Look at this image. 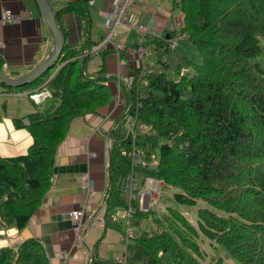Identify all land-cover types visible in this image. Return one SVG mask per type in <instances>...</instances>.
Wrapping results in <instances>:
<instances>
[{"label": "trees", "instance_id": "obj_1", "mask_svg": "<svg viewBox=\"0 0 264 264\" xmlns=\"http://www.w3.org/2000/svg\"><path fill=\"white\" fill-rule=\"evenodd\" d=\"M89 1L57 9L65 43L52 69L24 87L0 83V92L45 83L51 93L26 120L13 118L14 127L26 129L32 143L25 154L0 156V230L21 231L42 204L71 121L101 114L114 102L118 79L105 60L112 46L83 55L95 44L89 37ZM171 9L202 61L171 55L174 31L144 36L141 45H151L159 58L131 70L128 65V81H119V113L108 137L104 228L123 233L125 218L117 210L128 207L133 229L149 217L155 224L154 230L134 229L124 252L126 264H203V237L242 264H264V70L251 62L261 52L264 0H171ZM65 13L83 20L78 47L66 41ZM92 56L102 61L88 72ZM123 57L125 50L119 59ZM131 122L134 138L125 127ZM131 176L133 197H128ZM147 178L178 188L173 198L180 204L202 201L211 208H198L194 223L175 207L154 216L153 208L139 205ZM109 263L117 264L89 253L87 264ZM0 264H50V259L43 243L32 237L17 247H0Z\"/></svg>", "mask_w": 264, "mask_h": 264}, {"label": "crops", "instance_id": "obj_2", "mask_svg": "<svg viewBox=\"0 0 264 264\" xmlns=\"http://www.w3.org/2000/svg\"><path fill=\"white\" fill-rule=\"evenodd\" d=\"M49 1L56 12L61 6L78 0ZM168 1L170 4L164 0H133L130 11L135 14V25L149 26L148 34L155 36L175 29L177 13L171 9V0ZM89 2H91L89 37L97 43L104 33L101 24L111 14V18H114V4H122L124 0ZM4 11L17 14L20 20L10 24L0 22V65L2 70L6 71L5 74L18 76L27 73L48 55L52 48V36L45 20L39 14L35 0H0V17ZM61 19L68 29L67 43L80 46L84 39L83 20L73 13H65ZM118 28L120 33L116 34ZM98 30L102 32L100 37ZM113 37L115 41L124 43L127 57V61L123 62V58L117 59L113 50L105 54L110 71L119 76L114 102L101 114L88 113L71 121L66 138L57 148L51 187L42 204L21 231L16 228L0 230V247H17L26 238H38L46 249L50 264H87L91 252L100 259L113 258L125 252L126 245L120 238L122 233L110 228L105 230L103 225V198L108 180V155L105 145L110 130L114 128L113 118L119 113L116 111L120 101L119 81H128L125 73L130 66L142 65V59L137 54V46L143 40V35L134 27L122 23L117 26ZM144 63L147 64L145 61ZM31 90L33 89L26 88L0 92L2 157L25 154L32 143L30 133L24 128H15L13 124V118L26 120L27 115L39 110L43 103L36 104L29 98L28 93ZM84 173L89 174L94 188V193L88 196L81 187L80 178ZM146 182L144 189L147 186ZM85 199L87 204L84 220L89 227L80 230L83 239L79 240L69 212L78 209ZM117 214L122 216V210ZM97 220H101L102 223H98ZM109 231L118 234L117 239L122 245L121 248L120 244L112 247L108 242H104L103 245Z\"/></svg>", "mask_w": 264, "mask_h": 264}, {"label": "built area", "instance_id": "obj_3", "mask_svg": "<svg viewBox=\"0 0 264 264\" xmlns=\"http://www.w3.org/2000/svg\"><path fill=\"white\" fill-rule=\"evenodd\" d=\"M133 0H124L122 4L115 3L113 7V13L114 18L112 19V14L101 24V27L103 28V37L102 39L91 46L89 51H86L83 53V55H86L88 53L90 54H97L101 52L106 46L111 45L113 50L116 53L117 59L120 57V52L125 48L124 43L115 41V38L113 37V34L117 28L118 25L124 23L127 26L134 27L138 32L142 33L143 38L146 34L149 33L150 27L145 26L142 24H136L135 25V14L131 12L130 5L132 4ZM91 3V2H89ZM20 20V17L17 14H13L10 11H4L1 14L0 22L3 23H16ZM176 28L171 30L174 31L173 36L169 39L170 46L172 48H176L180 42V40L186 39V34L181 31V22L180 20H176ZM142 43V41H141ZM141 43L137 47L138 54L143 57V54L145 52L144 47L141 45ZM144 61H142V66L144 65ZM117 79H119V76L117 74ZM129 82H131L129 80ZM29 98L36 104H41L44 100L51 97L50 91L46 88L45 83L38 86L37 88H34L29 93ZM128 133L134 138L135 132H134V125L133 123H129L127 127ZM105 148L108 150L110 148V140H107V143L105 145ZM92 154V153H91ZM133 157H137V154L133 152ZM137 159V158H136ZM135 159V163H137ZM140 162L143 165H146L145 161L140 160ZM81 181V187L85 191L86 196L94 193L93 183L89 177L88 173H84L81 175L80 178ZM146 189H143L140 192L139 195V205L140 208L143 207L145 209L152 208L154 206L157 197L160 195L159 191V185L163 184L161 181H157L151 178L146 179ZM133 183H134V177L131 176L130 181L126 185V193L128 197H133ZM87 204L86 199L83 201L82 205L75 210H72L69 212V216L75 223V230H76V236L77 239L82 240L83 235L80 234V230L83 229V227L87 228L89 227L87 222L84 220V216L86 214L85 206ZM119 210H117L118 213ZM132 212V209L130 207L122 210V216L125 218V231L120 235V238L124 241L125 245L133 238L134 236V229L129 223V216ZM98 223H102L101 220H97ZM114 261L117 264H126V256L125 253L121 255H117L113 257Z\"/></svg>", "mask_w": 264, "mask_h": 264}, {"label": "rangeland", "instance_id": "obj_4", "mask_svg": "<svg viewBox=\"0 0 264 264\" xmlns=\"http://www.w3.org/2000/svg\"><path fill=\"white\" fill-rule=\"evenodd\" d=\"M168 4L170 2L168 0H164ZM99 31V30H98ZM120 33V29L118 28L116 34ZM102 35V32L99 31V37ZM259 45L261 48V52L257 54L252 60V63H258L260 67L264 70V36H259ZM172 56L176 55H184L187 58L195 61L196 63H200L202 61L201 53L196 49V47L192 46L188 41L185 39L180 40L178 46L172 51H170ZM182 57V56H181ZM144 61L146 63H153L159 56H157L156 50L151 45H146L145 55L143 56ZM127 57H123V62L126 61ZM101 58L99 56H92L89 60L88 65L86 66V70L88 72L95 71L98 69V66L101 62ZM174 63L177 62L175 59ZM132 68L130 67L129 70ZM6 73V71H4ZM117 77V76H116ZM128 127L127 123L125 127ZM160 195L157 197V201L152 206L153 208V215L161 217L164 213L167 212L168 207H175L179 209L181 212L185 214V216L190 220V222L194 223L196 220V211L198 208L204 206L209 207L206 203L202 201H197L194 205H184L176 202L173 198V193L179 191L178 188L169 186V185H159ZM142 227V228H141ZM141 227H136V229H144V230H154L155 224L151 221L150 217L145 218L142 221ZM135 229V227H134ZM111 235V237L109 236ZM118 234L115 231H109L108 235L106 236L104 242H108L110 246H114L119 243V239H117ZM199 244L203 251V264H212V261H219L222 264H242L237 260L233 259L226 249L218 244L210 243V241L206 238H200ZM122 245L120 244V248ZM220 258V260H219Z\"/></svg>", "mask_w": 264, "mask_h": 264}, {"label": "water", "instance_id": "obj_5", "mask_svg": "<svg viewBox=\"0 0 264 264\" xmlns=\"http://www.w3.org/2000/svg\"><path fill=\"white\" fill-rule=\"evenodd\" d=\"M35 2L41 16L45 20L50 30L52 36V48L48 55L41 62H39L25 74L10 76L5 74L0 66V83L8 87L20 88L32 84L39 77L43 76L46 72H48L55 66L64 47L65 37L56 20V12L53 11L50 1L35 0ZM166 38H168V34Z\"/></svg>", "mask_w": 264, "mask_h": 264}]
</instances>
